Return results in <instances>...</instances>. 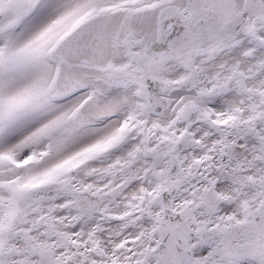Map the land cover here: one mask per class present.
<instances>
[{
	"label": "snow or ice",
	"instance_id": "snow-or-ice-1",
	"mask_svg": "<svg viewBox=\"0 0 264 264\" xmlns=\"http://www.w3.org/2000/svg\"><path fill=\"white\" fill-rule=\"evenodd\" d=\"M0 264H264V0H0Z\"/></svg>",
	"mask_w": 264,
	"mask_h": 264
}]
</instances>
